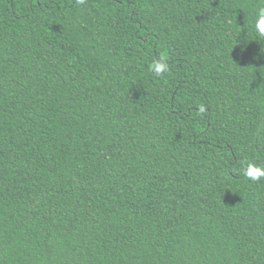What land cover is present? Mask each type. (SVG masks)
Wrapping results in <instances>:
<instances>
[{
  "label": "trees",
  "instance_id": "trees-1",
  "mask_svg": "<svg viewBox=\"0 0 264 264\" xmlns=\"http://www.w3.org/2000/svg\"><path fill=\"white\" fill-rule=\"evenodd\" d=\"M262 4L0 0V264H264Z\"/></svg>",
  "mask_w": 264,
  "mask_h": 264
},
{
  "label": "clouds",
  "instance_id": "clouds-1",
  "mask_svg": "<svg viewBox=\"0 0 264 264\" xmlns=\"http://www.w3.org/2000/svg\"><path fill=\"white\" fill-rule=\"evenodd\" d=\"M78 2L83 4L85 0H78ZM254 15V30L258 37L264 38V4L257 8ZM149 67L150 71H152L157 77L162 76L165 72L170 70L167 59L164 56H161L159 60L153 61ZM199 111L204 113V106H200ZM244 176L253 182H258L261 180V178H264V166H259L256 163L248 162L247 167L244 169Z\"/></svg>",
  "mask_w": 264,
  "mask_h": 264
}]
</instances>
